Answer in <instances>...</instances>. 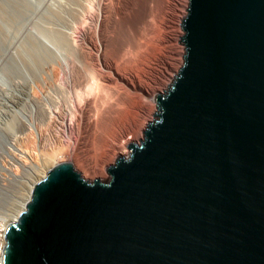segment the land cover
<instances>
[{"label": "water", "instance_id": "95a60500", "mask_svg": "<svg viewBox=\"0 0 264 264\" xmlns=\"http://www.w3.org/2000/svg\"><path fill=\"white\" fill-rule=\"evenodd\" d=\"M184 11L142 140L106 182L48 169L5 228L3 264H264V0Z\"/></svg>", "mask_w": 264, "mask_h": 264}, {"label": "bare ground", "instance_id": "6f19581e", "mask_svg": "<svg viewBox=\"0 0 264 264\" xmlns=\"http://www.w3.org/2000/svg\"><path fill=\"white\" fill-rule=\"evenodd\" d=\"M61 3L72 18L73 53L70 51L65 63L52 61L55 57L51 62H42V55L40 59L36 57V66L47 77L32 90L36 102L34 128L24 123L17 128L11 123V127L4 129L10 133L13 127L18 130L16 139L21 149L39 151L46 158L70 163L86 180L100 179L106 174L108 162L104 159L123 155L130 142L120 141L125 134L139 137L144 122L152 118L160 86L177 69L173 61L179 63L183 52L178 44L179 20L184 16L187 0H62ZM17 5L24 9L27 2L18 0ZM58 19L62 18L57 16L55 23ZM34 38L31 42L40 48L43 44ZM21 94L6 98L21 104L24 101ZM8 109L5 113L10 115ZM138 124L141 126L136 129ZM29 196L30 193L12 214H1L2 228L17 219Z\"/></svg>", "mask_w": 264, "mask_h": 264}, {"label": "rangeland", "instance_id": "374dc122", "mask_svg": "<svg viewBox=\"0 0 264 264\" xmlns=\"http://www.w3.org/2000/svg\"><path fill=\"white\" fill-rule=\"evenodd\" d=\"M10 1L13 4H11ZM17 1L15 0L14 2L16 3H14L12 0H0V28L1 30L3 29L2 30L3 34L0 32V217L2 215L7 216L8 214H12L16 210H18L30 193L29 191L31 190L30 185L33 182H36L37 180L41 179L43 175L46 174L47 170L50 169L55 164H57V162L59 163L57 159L46 158L39 151L28 152L21 149L19 147V144H17L18 139H16L20 134L18 130H16V128L13 127V131L11 130L12 133H10L7 131L8 129L5 130L4 127L8 128L6 126H9L11 123H13V125L15 124V126L17 125V128L20 126V123H24L29 127L31 126L33 127L36 102H35V97L32 94L33 93L32 90L37 88V83H42L43 82L42 80H44V78L47 77V73H45V71H43V73L40 72L38 67L36 66V62H38L37 58L40 59L42 55L41 57V60H43L42 62H51L49 60L55 57L52 61L58 59L55 62L65 63L67 62L66 59L68 58V55H70V51H72V47L74 49V46H71L73 45V43H72V36H70L72 31L71 28L72 18L71 15H69L70 13H68L66 9H62L63 8V5L61 3L62 0H25L27 2V7L24 9L23 7L17 5ZM12 5H14V7ZM18 6L20 9L18 8ZM24 10L27 12H25ZM21 11H24L26 14H24V12ZM19 12L20 14L22 13V15H20ZM33 12H35L36 14ZM186 13L187 11L184 12V15ZM57 16L62 19L60 20L58 19V22L55 23ZM49 17L51 19L53 17L55 18V20L53 19H52L53 21L51 19L49 20ZM65 21L66 22L68 21V23H66ZM52 23L56 25L54 26ZM35 24L37 27L35 26ZM47 28L50 29L48 30ZM46 29L48 30V32ZM33 38L37 42L39 41L38 43L43 45L42 46L40 45L41 46L40 48L36 46L34 42L33 43L31 42L33 41ZM180 38L181 37H179V40ZM56 46H58L59 48ZM26 47L28 48L26 49ZM62 47H64V49H62ZM38 48L39 49L45 48V49L37 50ZM66 50H68L69 53ZM41 51L43 53L45 52L46 54L44 53L43 56V53ZM182 55L180 59L182 58ZM45 57H47V59ZM24 59L26 61H24ZM173 62H174V66L177 69L174 68V71L171 72V75L169 74L167 78L164 79V81L166 82H164V84L160 86L162 95L168 90V86H170L172 81L174 80V77L178 72L180 65L179 63L181 62V60L179 61V63L178 60H175ZM14 72L16 75L14 74ZM20 93H22L21 94L23 98L22 100H24L21 102V104L9 102L8 99L6 98L9 97L10 95L12 97H14V95L17 96ZM156 105L157 104H155V110L157 111L158 109L156 108ZM7 109L9 110L11 116L5 113ZM155 110L152 113V115L155 114L156 112ZM152 119L153 120L157 119V116L154 115L150 120L148 119L144 122L145 125L143 126V129L138 131L139 137L137 136L132 137L131 133L130 134L127 133L121 137L120 141L122 142V140L125 141L126 139H128L130 140V142L138 144L140 140H142V138L144 137L143 131L147 127V124L152 122ZM140 126L141 125L138 124L136 129H139ZM129 143H127V145ZM124 149L125 151L122 156L126 158L130 153V149H128V147H125ZM109 156H108L109 158L104 159L106 162H108L107 166L105 167L106 174L104 175V177L99 179L100 181L103 182L109 180L110 175L106 169H108V167L114 164L116 160V157L112 159L113 157L111 155ZM45 170L46 172H44ZM92 180L94 179H88V181H92Z\"/></svg>", "mask_w": 264, "mask_h": 264}, {"label": "built area", "instance_id": "2783aa9c", "mask_svg": "<svg viewBox=\"0 0 264 264\" xmlns=\"http://www.w3.org/2000/svg\"><path fill=\"white\" fill-rule=\"evenodd\" d=\"M2 221L0 218V264H3V249H4V244H5V228H2Z\"/></svg>", "mask_w": 264, "mask_h": 264}]
</instances>
